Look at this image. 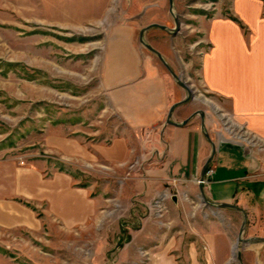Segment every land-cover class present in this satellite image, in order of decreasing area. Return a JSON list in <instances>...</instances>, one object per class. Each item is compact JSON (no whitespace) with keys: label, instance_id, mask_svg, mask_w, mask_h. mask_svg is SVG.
Returning a JSON list of instances; mask_svg holds the SVG:
<instances>
[{"label":"rangeland","instance_id":"obj_1","mask_svg":"<svg viewBox=\"0 0 264 264\" xmlns=\"http://www.w3.org/2000/svg\"><path fill=\"white\" fill-rule=\"evenodd\" d=\"M134 1L0 0V264H147L151 246L161 237L166 242L177 236L183 237L180 253L196 242L203 257L207 247L200 233L205 236L210 223L218 224L225 235L222 264H264V244L236 241L243 220L238 211L206 205L200 195L180 196L174 202L168 187L132 203L115 194L125 182L123 174L135 163L117 166L116 174L106 175L112 167L105 151L118 154L120 146L105 145L128 133L108 107L101 70L112 29L140 13L131 5ZM145 1L154 6L142 12L140 21H133V42L139 44L138 33L147 22L158 20L155 23L169 32L152 28L143 40L164 50L165 61L194 95L199 23L224 11L228 0H172L174 16L168 0ZM175 19L179 26L172 31ZM147 138L153 140V133ZM242 139L264 156L262 144ZM82 144L99 145L84 146L87 152L82 154L98 164L80 166L72 160L84 150ZM149 146L140 147L146 159L153 155ZM262 166L257 179L264 182ZM52 171L78 176L80 186L91 185L109 198L115 195L87 227L53 220L45 185L35 178H46ZM63 199L73 214V198ZM257 204L262 210L246 212L243 239L264 237V196H246L240 203L246 208Z\"/></svg>","mask_w":264,"mask_h":264},{"label":"crops","instance_id":"obj_2","mask_svg":"<svg viewBox=\"0 0 264 264\" xmlns=\"http://www.w3.org/2000/svg\"><path fill=\"white\" fill-rule=\"evenodd\" d=\"M147 3L135 0L131 4L140 13L112 29L102 62L101 86L106 92L108 107L128 133L127 137L105 145L112 148L117 142L120 146L118 154L105 151L109 157L106 163L112 167V173L106 175L116 174L117 166L129 167L135 163L131 171H123L125 182L115 194L120 193L125 202L131 203L154 196L165 187L173 191L174 202L180 196H198L199 186L194 180L212 151L207 134L215 149L209 165L213 173L203 186L208 201L241 206L246 196L263 197L264 182L257 178L263 169L264 156L251 149L242 137H250L264 146V0H228L224 11L200 21L201 40L196 43L201 46L197 57L198 78L191 82L196 91L193 99L177 106L171 117L177 124L190 117L184 126L168 125L166 118L170 107L186 96L185 91L163 73L156 56L133 42V21H140L142 12L154 6ZM155 22L159 21H149L146 26ZM157 51L165 60L164 50L157 48ZM196 111H201L203 117L193 116ZM147 133H153V140L147 138ZM149 145L153 155L146 159L140 147ZM84 146L97 148L99 145L79 146L84 150L77 152L72 160L80 166H95L98 161L83 156L87 152ZM143 161H148L147 165L140 167ZM35 178L45 185V202L49 203L48 213L53 220L78 223L82 228L93 224L100 210L115 195L109 198L95 192L91 185L82 187L78 176L71 177L60 171H52L46 178L36 174ZM172 180L180 182L176 189L171 185ZM66 196L74 200L73 214L66 207L63 199ZM241 207L245 213L262 210L258 204L252 208ZM219 228L218 224L210 223L206 235L200 233L207 247L203 257L196 242H190L183 254L179 252L183 237L161 242L160 233L157 244L148 249L147 264H217L218 261L222 264L226 260L227 242Z\"/></svg>","mask_w":264,"mask_h":264},{"label":"water","instance_id":"obj_3","mask_svg":"<svg viewBox=\"0 0 264 264\" xmlns=\"http://www.w3.org/2000/svg\"><path fill=\"white\" fill-rule=\"evenodd\" d=\"M168 3H169V13L171 16H174L173 14V10H172V0H168ZM174 29L172 31H175L178 29V26H179V23L178 21L175 19L174 20ZM152 28H159L163 31H168L166 27L162 26V25H159V24H150L148 26H146L145 28H143L140 32H139V35H138V41L140 43V45H142L145 49H147L149 52H151L152 54H154L157 59L159 60V62L165 67V69L168 71V73L170 74V76L173 78V80L175 81L176 85L179 86L180 88H182L185 93H186V96L179 102L173 104L169 111H168V114H167V118H166V124L168 125H173V126H184L190 119L187 118L185 119L183 122L177 124V123H174L171 121V117H172V113L174 111V109L177 107V106H180V105H183V104H186L187 102H189L191 99H193V93L192 91L189 89V86L187 84H185L183 81H181V79L174 73V71L170 68V66L167 64V62L164 60V58L161 56V54L155 50L152 46H150L149 44H147L144 40H143V34L147 31V30H150ZM169 32V31H168ZM195 115H199L201 118L203 117V114L201 111H196L193 116ZM202 129L204 131V126L202 124ZM205 137L206 139L209 141L210 145H211V155L210 157L207 159V161L205 162V164L203 165L202 169H201V172H200V175H199V180L202 181L204 176H205V173L211 163V160H212V157H213V154H214V145L213 143L211 142L209 136L207 134H205ZM199 195H200V198L201 200L206 204V205H209V206H213V207H216L217 209H233L235 211H238L242 214L243 216V220H242V223L240 225V228H239V231H238V235H237V239L236 241L238 243H241V244H264V237H253V238H248V239H243L242 235H243V232H244V229H245V226H246V223H247V215L245 213L244 210H242L241 208L237 207L236 205H232V204H215V203H211L210 201L207 200L205 194H204V190H203V186L202 185H199ZM173 201H175V197H172Z\"/></svg>","mask_w":264,"mask_h":264},{"label":"built area","instance_id":"obj_4","mask_svg":"<svg viewBox=\"0 0 264 264\" xmlns=\"http://www.w3.org/2000/svg\"><path fill=\"white\" fill-rule=\"evenodd\" d=\"M212 170L210 169V168H208L207 169V171H206V173H205V176H204V178H203V180L202 181H200L199 180V177H197L195 180H194V183L196 184V185H202V186H204V185H206L207 183H208V181H209V178L212 176ZM178 183H180L178 180H172V187L173 188H175L176 189V185H178ZM171 197V196H170Z\"/></svg>","mask_w":264,"mask_h":264},{"label":"bare ground","instance_id":"obj_5","mask_svg":"<svg viewBox=\"0 0 264 264\" xmlns=\"http://www.w3.org/2000/svg\"><path fill=\"white\" fill-rule=\"evenodd\" d=\"M235 251H236V245L233 246L232 253H235Z\"/></svg>","mask_w":264,"mask_h":264},{"label":"trees","instance_id":"obj_6","mask_svg":"<svg viewBox=\"0 0 264 264\" xmlns=\"http://www.w3.org/2000/svg\"><path fill=\"white\" fill-rule=\"evenodd\" d=\"M209 168V167H208Z\"/></svg>","mask_w":264,"mask_h":264}]
</instances>
